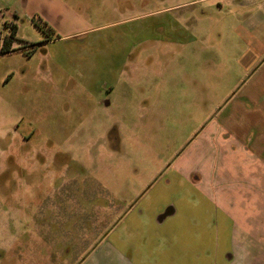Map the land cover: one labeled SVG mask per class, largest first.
Instances as JSON below:
<instances>
[{
  "label": "rangeland",
  "instance_id": "1",
  "mask_svg": "<svg viewBox=\"0 0 264 264\" xmlns=\"http://www.w3.org/2000/svg\"><path fill=\"white\" fill-rule=\"evenodd\" d=\"M15 26L0 55V264H77L123 236L146 192L215 219L200 192L264 176V0H0V48ZM192 168L228 179L196 186Z\"/></svg>",
  "mask_w": 264,
  "mask_h": 264
},
{
  "label": "crops",
  "instance_id": "2",
  "mask_svg": "<svg viewBox=\"0 0 264 264\" xmlns=\"http://www.w3.org/2000/svg\"><path fill=\"white\" fill-rule=\"evenodd\" d=\"M23 3L28 6L29 0ZM48 5L42 6L46 12ZM260 135L261 143L252 139L258 142L256 147L262 145L264 149V134ZM252 139L237 145L250 151L255 145ZM244 140L248 137H241ZM182 178L196 186L207 185L209 180L223 185L228 179L221 174L207 175L200 168L188 169ZM234 181L239 182L240 188L219 186L208 192L210 195L200 192L216 203L221 214L215 219L209 209H179L176 197L156 198L146 192L140 199L144 204L139 209L133 207L124 219L123 236L113 235L118 231L115 229L108 237L97 238L90 244L91 251L77 264H264V176H245Z\"/></svg>",
  "mask_w": 264,
  "mask_h": 264
},
{
  "label": "trees",
  "instance_id": "3",
  "mask_svg": "<svg viewBox=\"0 0 264 264\" xmlns=\"http://www.w3.org/2000/svg\"><path fill=\"white\" fill-rule=\"evenodd\" d=\"M36 24L38 25V27L40 29H42L45 33L48 34V37H49L48 38V41L52 40L51 39V36L49 35V32H53L52 27H50L48 24L42 26L38 22H36ZM16 33H17V27L16 26L15 27H11L10 35L4 40L3 46L0 49V55H2V54H8V53H11V52L16 51V49H12L11 48L12 47V43L17 38ZM32 46H35V45H32Z\"/></svg>",
  "mask_w": 264,
  "mask_h": 264
},
{
  "label": "flooded vegetation",
  "instance_id": "4",
  "mask_svg": "<svg viewBox=\"0 0 264 264\" xmlns=\"http://www.w3.org/2000/svg\"><path fill=\"white\" fill-rule=\"evenodd\" d=\"M106 104H108L107 102H106ZM119 220H117L116 222H118Z\"/></svg>",
  "mask_w": 264,
  "mask_h": 264
}]
</instances>
